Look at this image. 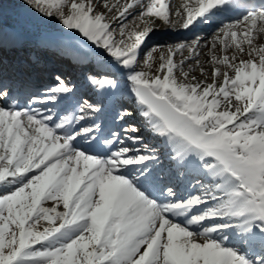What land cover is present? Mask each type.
I'll list each match as a JSON object with an SVG mask.
<instances>
[{
    "label": "snow or ice",
    "instance_id": "1",
    "mask_svg": "<svg viewBox=\"0 0 264 264\" xmlns=\"http://www.w3.org/2000/svg\"><path fill=\"white\" fill-rule=\"evenodd\" d=\"M23 4L39 35L0 29V48L87 67L100 101L62 74L33 90L29 65L0 58V264H264V0ZM216 16L210 37L149 46ZM105 99L154 143L134 122L105 134Z\"/></svg>",
    "mask_w": 264,
    "mask_h": 264
},
{
    "label": "bare ground",
    "instance_id": "2",
    "mask_svg": "<svg viewBox=\"0 0 264 264\" xmlns=\"http://www.w3.org/2000/svg\"><path fill=\"white\" fill-rule=\"evenodd\" d=\"M215 17L212 18V21ZM3 22V21H2ZM160 31H162V28L155 32L152 36V39H157L160 35ZM185 31L184 30H176L175 33H184ZM215 32V31H214ZM168 34V33H166ZM200 35H205L204 33H200ZM212 35V34H211ZM179 41V40H178ZM203 43V41L201 42ZM30 49V52L36 56V57H40L41 61H43L44 63L42 64H45L47 61H49L51 64L53 65H61L59 67H55L57 70H61V69H66V70H69L71 69L70 67H72V61L69 60V59H61V58H58V57H55L54 55H52L51 53L49 52H46L42 49H40L39 47L36 48V51L33 50L31 47H29ZM31 60V59H30ZM48 64V63H46ZM71 71H73V69H71ZM75 71V70H74ZM79 88V87H78ZM106 121V120H105Z\"/></svg>",
    "mask_w": 264,
    "mask_h": 264
},
{
    "label": "rangeland",
    "instance_id": "3",
    "mask_svg": "<svg viewBox=\"0 0 264 264\" xmlns=\"http://www.w3.org/2000/svg\"><path fill=\"white\" fill-rule=\"evenodd\" d=\"M10 1H12V4H14V6H16V5H18L19 7H24V8H26L25 6H24V4H23V0H10ZM175 5H178V4H175ZM174 6V5H173ZM27 9V8H26ZM30 15H31V13H30V11L28 10L27 11ZM32 17V16H31ZM33 19H37L36 17H32ZM177 36H179V35H177ZM157 42H165V43H163V44H167V43H175V42H179V41H177L176 40V37L175 38H173V36L171 35V36H169V37H164L161 41H157Z\"/></svg>",
    "mask_w": 264,
    "mask_h": 264
}]
</instances>
